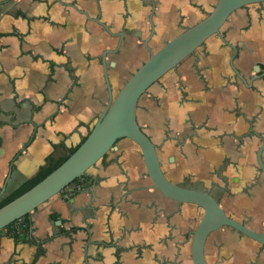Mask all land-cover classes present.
<instances>
[{
  "label": "crops",
  "instance_id": "obj_1",
  "mask_svg": "<svg viewBox=\"0 0 264 264\" xmlns=\"http://www.w3.org/2000/svg\"><path fill=\"white\" fill-rule=\"evenodd\" d=\"M215 1L0 0V202L47 158L76 147L102 112L101 55L118 37L100 23L124 33L118 52L105 57L115 95L147 59L144 40L156 51ZM220 33L237 47L233 65L250 86L213 35L149 88L136 119L168 179L208 190L230 216L261 231L264 176L255 151L264 137V3L233 12ZM77 184L73 197L55 195L29 214L17 238L0 231V264H191L194 206L151 187L132 141L118 140ZM204 254L208 264H264V247L228 227L209 234Z\"/></svg>",
  "mask_w": 264,
  "mask_h": 264
},
{
  "label": "water",
  "instance_id": "obj_2",
  "mask_svg": "<svg viewBox=\"0 0 264 264\" xmlns=\"http://www.w3.org/2000/svg\"><path fill=\"white\" fill-rule=\"evenodd\" d=\"M263 3L264 0H216L212 9L203 18L165 41L156 51H152L148 47L147 40H144V47L148 51L147 59L122 83L115 95L111 91L105 57L107 54L118 52L124 33H112L106 24L100 23L108 35L118 37L116 46L105 50L101 55L103 79L108 93L107 103L87 135L62 163L28 190L0 207V231L28 216L53 196L61 194L65 187L74 181L87 177L89 170L115 149L116 142L126 138L139 148L145 173L153 189L170 200L191 204L202 210V216L191 234V264H208L204 256L206 239L209 234L224 227L231 228L264 247V229L259 232L254 231L227 216L208 190L182 186L168 179L161 169L157 147L143 132L136 119L137 104L149 88L174 70L213 35L218 36L232 50L229 65L238 78L250 86V81L247 83L233 65V60L238 53L237 47L224 40L220 29L236 10ZM151 4L154 8L153 2ZM94 20L99 23L98 19ZM150 25L151 37L154 34L151 20ZM260 138L261 144L255 151V162L259 172L264 176L262 160L264 137L260 136ZM23 150L24 146L21 151ZM23 238L24 235H20V239Z\"/></svg>",
  "mask_w": 264,
  "mask_h": 264
},
{
  "label": "trees",
  "instance_id": "obj_3",
  "mask_svg": "<svg viewBox=\"0 0 264 264\" xmlns=\"http://www.w3.org/2000/svg\"><path fill=\"white\" fill-rule=\"evenodd\" d=\"M77 147V146H76ZM72 148L67 151V153L58 159H51L50 157L46 160V166L39 170V172L31 179L27 180L25 183H23L19 188H17L14 192H12L10 195H8L3 201L0 202V207L9 202L10 200L14 199L24 191L28 190L30 187H32L34 184H36L38 181H40L43 177H45L47 174H49L52 170H54L60 163H62L70 153H72L75 148ZM77 181V180H76ZM75 181V182H76ZM27 216L21 218L20 220L16 221L19 222L18 228L14 226L16 222L10 224L5 229L7 232L11 233L14 238H17L19 236V232H24L29 228V222L26 220ZM20 230V231H18Z\"/></svg>",
  "mask_w": 264,
  "mask_h": 264
},
{
  "label": "flooded vegetation",
  "instance_id": "obj_4",
  "mask_svg": "<svg viewBox=\"0 0 264 264\" xmlns=\"http://www.w3.org/2000/svg\"><path fill=\"white\" fill-rule=\"evenodd\" d=\"M152 5V4H151ZM260 141H261V138H260ZM261 144V143H260ZM157 155H158V150H157ZM158 158H159V156H158ZM159 161H160V159H159ZM161 164V163H160ZM162 169V168H161ZM163 171V170H162ZM164 172V171H163ZM165 174V173H164ZM167 177V176H166ZM168 178V177H167ZM84 179L85 178H83V179H79V180H77L76 182L74 181L73 183L74 184H77V182H80V181H84ZM177 184H180V183H177ZM180 185H184V183H182V184H180ZM186 187H190V186H187L186 185ZM191 188H198V189H202V188H199L198 186H195V187H191ZM79 191V189L73 194V195H75L77 192ZM62 195H63V193H61ZM73 195L71 196V197H73ZM71 197H69V198H71ZM218 202V201H217ZM219 203V202H218ZM184 204V203H183ZM220 204V203H219ZM191 205V204H190ZM194 206V205H193ZM220 206H221V204H220ZM222 207V206H221ZM191 210H193V212H195V216H199V220H200V218H201V216H202V210L200 209V208H198V207H196V206H194V208H192ZM224 210V209H223ZM225 213L227 214V216H229V217H231V218H233L232 216H230L226 211H225ZM233 219H235V218H233ZM199 220H198V222H199ZM235 220H237V221H239V222H241V223H243V224H245L244 222H242V221H240V220H238V219H235ZM198 224V223H197ZM197 224H196V226H197ZM195 226V227H196ZM195 229V228H194ZM193 229V230H194ZM264 229V228H263ZM262 231V230H261ZM259 232V231H258ZM191 234H192V232H191ZM204 256H205V254H204Z\"/></svg>",
  "mask_w": 264,
  "mask_h": 264
},
{
  "label": "built area",
  "instance_id": "obj_5",
  "mask_svg": "<svg viewBox=\"0 0 264 264\" xmlns=\"http://www.w3.org/2000/svg\"><path fill=\"white\" fill-rule=\"evenodd\" d=\"M79 189V185L78 184H74L71 183L70 185H68L67 187H65L63 193V196L65 198H69L71 197L77 190ZM19 222L14 225L16 227V229L18 228ZM20 231V230H18Z\"/></svg>",
  "mask_w": 264,
  "mask_h": 264
},
{
  "label": "rangeland",
  "instance_id": "obj_6",
  "mask_svg": "<svg viewBox=\"0 0 264 264\" xmlns=\"http://www.w3.org/2000/svg\"><path fill=\"white\" fill-rule=\"evenodd\" d=\"M187 184H189V183H184V185H183V186H186ZM199 216H200V215H199ZM199 216H198V217H199Z\"/></svg>",
  "mask_w": 264,
  "mask_h": 264
}]
</instances>
